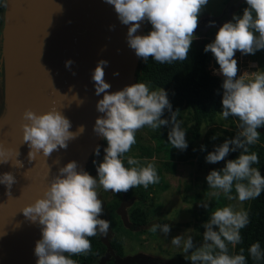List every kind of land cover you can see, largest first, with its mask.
I'll use <instances>...</instances> for the list:
<instances>
[{"label": "clouds", "instance_id": "9594fccd", "mask_svg": "<svg viewBox=\"0 0 264 264\" xmlns=\"http://www.w3.org/2000/svg\"><path fill=\"white\" fill-rule=\"evenodd\" d=\"M103 2L112 6L120 24L127 26L126 44L137 58L145 63L151 58L158 64L168 65L188 59L191 45L198 38L195 32L199 16L208 4V0ZM245 3L247 6L242 15L233 14L230 21L219 27L215 39L204 47V52H210L215 58L219 65L218 74L223 77L220 115L225 120L230 116L238 120L235 136L225 139L208 152L205 160L216 164L225 161L230 152L239 150L235 159L226 160L224 167L211 170L205 179L208 188L213 190V196L223 194L227 200L238 201L241 205L264 193V176L259 168L254 167L259 164V155L250 151V147L260 140L258 129L264 128V70L238 75L235 59L237 52L254 55L258 50H264V0H245ZM7 6L8 0H0V7ZM145 22L151 25V30L140 35L138 32ZM214 23L210 22L211 25ZM115 27L110 25L109 30L114 31ZM73 64L74 61L69 59L65 67L72 71ZM107 66L108 61L101 59L91 73L95 95H102L95 106L102 115L96 118L93 133L107 142L103 160H93L96 175H91L77 161L71 160L58 168L41 197L20 210L25 220L37 225L41 232V238L34 247L36 264H77L72 256L92 253L89 238L108 235L111 225L101 218L104 207L98 190L118 195L140 186L147 189L160 182L154 163H142L133 156H126L136 144L139 130L147 127L156 131L168 127L167 142L172 148L183 151L188 147L186 131L177 119L180 111H173L167 92L163 88L150 90V86L143 82L110 91L112 86L105 80ZM72 75H76L75 71ZM72 100L78 107L84 103L77 95H73ZM166 111L169 114L167 119L163 118ZM22 120V139L29 148V161L35 160L37 154L47 159L54 152L67 150L69 143L85 132L84 125L71 131V121L55 107V102L50 110L43 113L25 109ZM212 139H216V135ZM100 151L97 144L93 154L99 156ZM19 155L18 149L6 148L0 143V164L11 162L12 167L22 168V162L17 159ZM125 158L129 167L125 166ZM14 183L13 173L0 174V184L6 186L8 194ZM202 206L207 209L208 203L203 202ZM249 223L248 211L229 204L212 211L208 221L202 225V244L195 245L192 235L185 238L183 234L173 237L171 244L182 249L184 258L191 264H247L244 249L235 253L230 252L229 246L235 249L242 243L241 230ZM151 231L167 235L171 227L157 223L152 225ZM247 251L257 264L264 261V249L259 242L251 244Z\"/></svg>", "mask_w": 264, "mask_h": 264}, {"label": "water", "instance_id": "95a60500", "mask_svg": "<svg viewBox=\"0 0 264 264\" xmlns=\"http://www.w3.org/2000/svg\"><path fill=\"white\" fill-rule=\"evenodd\" d=\"M1 18L0 143L19 150L17 159L23 167L14 168L11 162L0 164V174L11 172L16 178L9 194L0 184V264H36L34 247L41 232L20 210L42 196L59 167L71 160L83 167L98 143L93 125L102 115L95 107L102 95H95L91 80L97 62L108 61L105 80L112 86L110 91H117L132 83L138 58L126 44L127 26L120 24L112 6L103 0H8ZM113 24L115 30L110 31ZM143 30L144 23L138 34L143 35ZM211 58L212 64L218 65L212 54ZM69 59L74 61L75 76L65 67ZM117 72L119 75L114 76ZM73 95L83 99V105L78 107ZM53 102L71 121V131L84 125L85 132L71 141L67 150L54 152L47 159L37 154L29 161L20 127L22 114L25 109L47 112ZM97 237L104 246L98 264L109 257L116 264H143L136 257L116 255L109 244V232L106 237Z\"/></svg>", "mask_w": 264, "mask_h": 264}, {"label": "rangeland", "instance_id": "374dc122", "mask_svg": "<svg viewBox=\"0 0 264 264\" xmlns=\"http://www.w3.org/2000/svg\"><path fill=\"white\" fill-rule=\"evenodd\" d=\"M243 1L245 0H208V4L199 16V25L195 35L198 38H207L209 43L212 42L219 27L232 19L233 14H236L237 5ZM211 21L215 22L214 25L210 24ZM235 59L238 62V75L245 72L251 74L257 69L264 70V50H258L254 55H241L237 52ZM211 64V53L208 52V60L205 65L207 71ZM148 85L150 86V84ZM179 121H181L182 129L186 131L187 149L181 151L172 148L167 142L168 131L162 128L153 131L145 127L136 133L137 142L132 146L131 152L126 154V156H133L141 160L142 163L145 161L154 163L160 176V182L150 185L147 189L142 186L135 188L146 193L143 202L138 201L137 195L133 202L134 204L143 203L147 208L148 225L145 230L130 228L127 215H124L123 212L127 207L110 216L109 236L113 234L121 240V257H136L143 264H168L176 256H184L182 249L171 244L173 237L183 234L187 238L188 235H192L195 245L199 246L203 243L204 229L197 230L192 225L195 217H198L202 212L208 213L204 220L207 222L211 212L216 208L232 204L237 209L241 207L245 209L247 201L241 205L238 201L227 200L223 194L213 196V190L208 188L205 179L211 170H218L224 167L226 160L233 159L229 158V153L225 161L210 164L206 162L205 157L225 139L235 136L238 131V121L230 117L225 120L220 114H217L211 121L204 120L201 123L198 135L193 140L191 139L190 122L184 119ZM183 121L185 122L183 123ZM263 131L264 129L261 128L260 133ZM214 135H216V139H212ZM263 142L264 133L260 135L259 142L250 147V151H255L259 155V164L254 167L260 169L262 176H264V170L259 166L264 161L258 149L260 145H263ZM201 146H204V150H201ZM124 163L126 167H129L126 158ZM233 195H235L234 190ZM203 202L208 203L207 209L202 206ZM187 222L190 224L186 225ZM157 223L169 224L171 231L167 235L161 232H152V225ZM107 261L105 260L102 264H106ZM98 262L99 257H96L92 264H98Z\"/></svg>", "mask_w": 264, "mask_h": 264}, {"label": "trees", "instance_id": "16d2710c", "mask_svg": "<svg viewBox=\"0 0 264 264\" xmlns=\"http://www.w3.org/2000/svg\"><path fill=\"white\" fill-rule=\"evenodd\" d=\"M245 1L239 3L236 8V14L242 15L243 9L246 7ZM2 7H0V30H1ZM151 30V25L144 23L143 35ZM207 38H197L193 41L188 54V59L184 62H174L171 65L158 64L151 58L145 63L138 58L135 68L132 83L145 82L150 84V90L163 88L168 99L172 104L173 111L179 109L177 119H184L191 124V139H195L198 135L199 127L204 120L211 121L213 117L220 114L222 110V95L223 77L211 75L207 71L205 65L208 60V53L204 52V47L208 44ZM3 112V78L0 74V115ZM168 112H165L164 117L167 119ZM230 118L237 120L235 117ZM183 121V123L185 122ZM168 131V127H162ZM260 129L258 131L260 132ZM264 129V128H263ZM157 131V130H156ZM264 133V131L262 132ZM261 133V134H262ZM260 134V135H261ZM103 141L99 139V142ZM104 142V141H103ZM258 152H261L264 161V142L260 145ZM239 155V150L230 152L229 158L235 159ZM264 170V163L260 166ZM83 168L91 175H96L93 160L86 161ZM138 197V201L143 202L146 198V193L143 190L133 188L130 190ZM117 202H107L105 206L104 216L109 220L114 213V208ZM245 210L249 212L250 223L246 228L241 230L242 243L237 245L235 249L230 247V252L239 253L241 248L244 249V255L247 258V264H257L248 255V248L251 244L259 242L261 248L264 249V193L255 200L247 201ZM147 208L141 204H134L128 209V220L130 228L143 231L148 225ZM208 213L202 212L198 217H195L192 223L197 230L204 229L202 225L207 218ZM162 222V221H161ZM186 225L190 223H185ZM92 245V253L87 256H72L71 258L77 261V264H92L96 257L102 254L104 246L99 242L98 237L89 238ZM109 244L116 255L122 256L121 240L113 234L109 238ZM67 255V254H66ZM107 264H116L110 260ZM135 264V263H132ZM168 264H191L190 260H186L184 256H176ZM264 264V261L259 262Z\"/></svg>", "mask_w": 264, "mask_h": 264}, {"label": "flooded vegetation", "instance_id": "af4514ba", "mask_svg": "<svg viewBox=\"0 0 264 264\" xmlns=\"http://www.w3.org/2000/svg\"><path fill=\"white\" fill-rule=\"evenodd\" d=\"M3 8V7H2ZM2 17V16H1ZM1 20H2V18H1ZM2 24V23H1ZM0 74L2 75V63H1V61H0ZM2 78H3V76H2ZM97 144H99L100 145V147H101V151H100V155L99 156H95L94 154H93V151H92V153L90 154V159H92V160H96L97 162H99V161H102L103 160V156H104V151H103V149L105 148V147H107V142L106 141H98V143ZM96 144V145H97ZM95 148V147H94ZM89 157H88V159H89ZM87 159V160H88ZM99 191V198L103 201V207H104V211H105V206H106V204H107V202L108 201H110L111 203H113L114 201H116L117 202V204H116V206H115V208H114V213H117V212H121V211H123L124 209L123 208H125V207H127L126 209H125V211H123L124 212V215H127V219H128V209L130 208V207H132L133 205H134V198H135V194L133 193V192H131V191H128L127 193H121V194H113L112 192H105V191H103L102 189L101 190H98ZM103 219H106V220H108L105 216H104V212H103ZM109 221V220H108ZM111 236V235H110ZM110 236H109V238H110ZM104 251V250H103ZM114 251V250H113ZM103 253V252H102ZM115 253V252H114ZM116 254V253H115ZM102 254H100L98 257L100 258V256H101ZM106 260H108L107 262H106V264L110 261V260H112L113 261V259H112V257H109L108 259H106ZM114 263V262H113Z\"/></svg>", "mask_w": 264, "mask_h": 264}, {"label": "built area", "instance_id": "2783aa9c", "mask_svg": "<svg viewBox=\"0 0 264 264\" xmlns=\"http://www.w3.org/2000/svg\"><path fill=\"white\" fill-rule=\"evenodd\" d=\"M218 70H219V66H216V65H213V64H211V67L208 68V72H209V74L220 76V75L218 74Z\"/></svg>", "mask_w": 264, "mask_h": 264}]
</instances>
